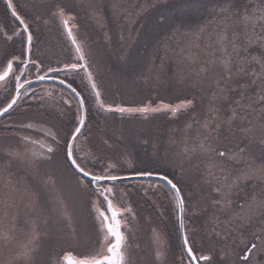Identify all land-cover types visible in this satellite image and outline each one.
I'll list each match as a JSON object with an SVG mask.
<instances>
[{"label":"rangeland","instance_id":"374dc122","mask_svg":"<svg viewBox=\"0 0 264 264\" xmlns=\"http://www.w3.org/2000/svg\"><path fill=\"white\" fill-rule=\"evenodd\" d=\"M246 1L252 7L250 12L261 6V0ZM13 2L22 11V15L28 17L32 25L34 54L43 57L46 62H51L53 65L57 62L62 63L75 55V49L66 42L65 37L67 40L68 37L62 23L52 16V12L55 11L54 6L64 7L66 12L74 17L70 20V26L76 25L73 28V34L79 41L84 42L91 70L98 79L108 103L156 106L161 103L176 105L185 98L194 99L193 109L178 113L176 116L160 112L149 114L147 118L139 115H135L134 118L117 116L95 118L89 111L90 116L92 113V119L88 121V126L84 129L87 143H84V139L81 138L78 142L81 151L77 155L84 156L86 152H92L98 158L89 162L93 170L101 169L102 164L112 160L119 162L121 173L132 171L128 167L131 163L133 167H150L158 171L162 169L161 172L176 177L179 185L184 188L185 194H189V190L197 192L196 200L200 202V206L207 205L206 210L197 213L195 217L190 214L187 221L190 229V243L197 249L196 254L210 256L214 264H245L240 260V256L246 250V245L255 242L252 233L258 231L260 222H254L257 226L249 229L244 236L238 232L229 236H224V233L217 235L213 230L212 218L218 216L219 220L223 221L224 216L219 214L206 199L210 192L209 186L203 183L202 161L206 157L198 153L191 161H188L183 156L186 144L194 146L203 142V135H201L203 130L200 123L207 114L209 99L215 90V80L220 74V69H217L215 74L210 73L208 78L197 77L194 73L199 63L213 58V52L217 47L214 41L220 25L219 18L208 19L203 24L202 27L207 28V31L200 35L199 40L196 39L199 31L191 32L188 37L184 38V34L178 35L175 40L168 41L161 47L164 58L162 56L158 63L152 65H150L151 59L146 62L150 66L142 82L146 83L144 91L147 90L148 95L141 98L136 96L138 101L136 100L133 104V94L136 95L140 90L125 82L126 78L119 77L115 69L113 70L116 75H110L112 68H110L109 59L125 36L128 43H136L139 52L145 49L144 43L148 47L151 45L155 36L150 37L149 34L152 31L157 32L158 29L154 27L155 16L152 18L148 13L152 8L150 5L156 4L158 10L160 4H165L166 0H13ZM90 2L98 10V18L92 15L89 8ZM114 4H118L119 9L114 10ZM144 9L148 11L144 12L145 15L143 14L146 17L141 18L143 15L138 17L137 13ZM161 9L165 10V8ZM7 13L5 4L0 0V53L6 50V41L9 42V50L11 49L12 41L6 39L5 33L11 35L16 30L9 29L7 21L10 20L13 26L17 27L13 18ZM128 13H131L138 22L129 23ZM256 15L259 13L257 12ZM109 22L114 25L111 26ZM231 23L235 25L236 22L231 21ZM177 26L184 27V23H177L174 27L177 28ZM262 29H264V22L258 21L255 31L259 33ZM238 30L245 31L243 27ZM246 30L251 34V22ZM94 33L103 36L102 41L110 45L104 48L102 42L94 38ZM69 43L71 44V41ZM189 44H199V48L191 49L198 57L197 63H190L188 57L181 52L182 48L187 50ZM248 54L250 56L257 54L255 45L249 49ZM146 57L147 55H143L141 62ZM137 60L136 53L132 51L127 57L121 56L119 63L126 66L134 64ZM111 62L115 66L118 64L115 60ZM255 67L259 71V66ZM251 70L249 68V71ZM44 83L47 84L39 83L38 87L34 88L35 96L25 97L13 114L7 115V118L0 121V264H24V261L17 259V255L30 237L34 224L39 226L40 231V243L35 253L34 264H56V261L66 252H71L74 256L84 252L85 238H89L93 246L97 240L99 225L92 208L94 194L78 183L76 176L64 164L60 150L57 149L50 161L42 162L39 171L27 163L32 159V153L38 155L43 151L40 147L41 143L51 142L50 138L44 136V131L52 128L62 137L63 130L71 127L68 125L69 117L73 118V112H75L74 101L71 111L61 112L63 102L60 98V86L51 82ZM78 84L83 91L85 84L80 82ZM30 94L32 93L29 92ZM181 97L183 99H179ZM127 98L130 100L123 101ZM91 100L92 98L89 97V101ZM251 119L256 124L253 135L257 141V147L254 153L256 164L259 165L261 153L258 141L261 133L258 131V113H254ZM29 122L34 124L33 129L22 127ZM237 123L239 124L240 121ZM244 123L246 124L247 121ZM188 125L191 127L189 128ZM225 135L229 137L228 140L224 139ZM233 135L225 129L219 137H216L214 133L213 139L208 143L219 148L232 147L235 143ZM235 136L238 138L239 133H235ZM23 137L39 143H29ZM105 139L109 140L112 147L104 143ZM145 140L147 143L144 142ZM12 152L21 153L22 158H11L9 153ZM156 152L159 155L155 154ZM243 167V164H238L234 171ZM49 176L54 177V184L44 183ZM139 185L140 182H134L120 186V190L129 193L124 197V206H131L136 214L135 219L128 216L132 222L131 227L125 226L122 222V228H126L124 231L127 236L131 264H179L182 252L179 248L178 227L175 215L169 206V200L162 193L152 195L149 192V196H145V188ZM146 185L147 182H145ZM201 194L205 199L200 198ZM253 194L258 199H264V181L242 182L233 192L232 199L237 205L246 204ZM58 198L63 200L71 213L70 225L56 211L59 207ZM154 212L159 214L161 221ZM151 217L155 219L156 228L150 230L148 221ZM172 227L176 234L174 230L171 232ZM73 233L80 239L77 240ZM5 236L7 239H4ZM158 249L162 252L160 259L156 257ZM185 264H187L186 258ZM200 264H207V262L201 261ZM247 264H264V251L254 252Z\"/></svg>","mask_w":264,"mask_h":264},{"label":"snow or ice","instance_id":"6c2138e0","mask_svg":"<svg viewBox=\"0 0 264 264\" xmlns=\"http://www.w3.org/2000/svg\"><path fill=\"white\" fill-rule=\"evenodd\" d=\"M11 16L18 22L16 30L11 34L5 33L8 41H14L19 38V51H3L0 53V92L4 95L0 97V116L11 114L19 105V102L29 95V92L35 96V89L31 86L34 82L53 81L60 86L61 100L63 105L61 112L71 111L73 101L75 102V114L71 127L64 129L63 136L58 131L48 128L44 131V136L50 138V143H41L43 149L38 155L32 153V159L27 163L39 171V166L44 161H50L53 155L60 150L64 164L76 176L78 183L88 188L94 194L95 199L92 202V208L95 212V219L99 225L97 240L95 246L89 238H85V251L74 256L71 252H66L56 264H131L127 236L122 231V222L125 226L128 224V216L135 219V213L131 206H124V197L129 193L120 190L121 185L130 184L136 180L140 182V187L145 188L144 195L149 196L162 193L168 200L169 206L175 215L179 237L181 240L182 254L179 264H200L201 261L207 264H214L208 255H197V249L190 243V229L188 227V217H193L197 213L205 211L207 205L200 206L196 200L197 192L189 190L185 194L179 181L166 172L158 171L150 167H133L131 163L128 167L132 171L121 173L119 162L109 160L101 165L102 170H93L89 166L90 161L98 159L92 152H86L84 156H78L81 151L78 142L81 138L87 143V137L84 135V129L89 121V97L92 98V105L97 111L116 115L121 118L125 116L139 115L147 118L152 113H171L176 116L194 108V99H183L179 104L171 105L161 103L156 106L144 104L141 106H127L123 104L108 103L104 98V93L91 70L88 55L85 51L83 41H79L73 34L75 24L70 20L73 16L66 12V9L60 5H55V11L52 12L53 18H58L75 49V55L64 62H57L53 65L46 62L41 56H36L34 48V32L28 17L21 15L13 0H3ZM240 0H225V6L216 5L214 8L215 16L219 18L220 25L216 31L215 44L216 49L213 52V58L210 61L199 63L195 71L197 77L208 78L209 74H215L220 69V74L215 80V90L209 99L207 114L204 116L200 127L203 130V142L194 146L185 145L183 156L191 161L198 153L206 157L202 161L204 166L203 183L210 188L206 199L211 202V206L224 216L220 221L218 216H214L213 230L219 235L224 236L245 233L257 226L254 222L259 221L258 231L253 232L255 242L246 245V250L240 256V260L250 261L253 253L264 251V199H258L253 194L251 200L247 203L237 205L232 199L233 192L240 187L242 182L249 180L264 181V29L257 33L255 31L258 21L264 22V0H261V6L250 12L247 7L241 12L238 10ZM213 0H170L165 3V10L158 13V19L154 21V27L159 28L168 24L182 23L186 14L193 11L202 12L208 5H212ZM150 7L156 8V4ZM89 8L93 16L98 18V10L90 2ZM236 8L235 13L232 10ZM113 9H119L118 4L113 5ZM147 9L137 13V16L143 15ZM259 15H256V13ZM129 23H137L131 13L127 14ZM235 21V25L231 23ZM249 22L252 23L251 34L246 30ZM243 27L245 31H240ZM207 31V28L201 27L196 34V39ZM231 32V35H229ZM123 39V37H121ZM257 48V54L250 56L249 49L253 46ZM211 45H209L210 47ZM192 47L199 48V44H189L187 50L182 48L181 52L188 57L190 63H197L196 53L191 51ZM216 53H219L218 55ZM244 53V55H242ZM255 66H259V71ZM249 68L252 70L249 71ZM32 77V78H29ZM79 78L81 84H85V89L80 90L76 84ZM51 95L50 93L48 94ZM43 99V97H40ZM66 106V107H65ZM258 113L259 128L261 133L258 145L261 153V162L256 164L254 149L257 147V141L254 138V129L251 116ZM237 121H240L238 124ZM247 121L245 124L244 122ZM27 129H33L34 124L29 122L22 125ZM190 128L191 125H188ZM233 133L235 141L234 146L219 148L208 143L213 139V134L219 137L223 131ZM206 133V135H204ZM235 133H239L236 138ZM23 139L29 143H39L30 140L28 137ZM228 140L227 135L224 136ZM147 143V141H144ZM108 147H112L108 139L104 140ZM13 159H21L22 154L18 152L9 153ZM243 164L244 167L234 171L235 166ZM145 181L147 185L145 186ZM44 183L54 184V177L49 176ZM167 189V191H164ZM214 194V195H213ZM202 200L205 197L201 194ZM59 207L56 211L60 217L69 225L71 224V213L63 200L58 198ZM79 240L80 237L73 233ZM4 239H7L5 236ZM40 243L39 226L34 224L32 233L22 250L18 253L17 259L24 261V264H34L35 253L38 251ZM162 252L158 249L157 259H160Z\"/></svg>","mask_w":264,"mask_h":264},{"label":"trees","instance_id":"16d2710c","mask_svg":"<svg viewBox=\"0 0 264 264\" xmlns=\"http://www.w3.org/2000/svg\"><path fill=\"white\" fill-rule=\"evenodd\" d=\"M128 1H130V0H128ZM14 5H15V3H14ZM216 5L225 6V0H213V4L212 5H208L202 12L193 11L190 15L186 14L185 17H184V20L182 22V23H184V27L177 26V28H175L174 27L175 24H172L171 26H170V24H168V25H164V26H161L159 28H156V29H158L157 32H153L152 31L149 34L150 37L155 36L154 39H152V43L150 45L152 48L150 46L148 47L146 45V43L141 41L142 43H144L143 47L145 48V49H142L141 52L138 51L139 47L136 46L135 42H134V44H130V43L127 42V36H125L124 40L122 39L123 41L120 42L121 44L119 45V47L118 46L116 47V49L112 53V57L109 59L110 68H112V72L110 73V75H113V76L116 75V73H114V70H113V69H115L117 71V74H118L119 77L126 78V79H124L125 82H127L129 84H132L137 90H140V92L137 91L136 95L133 94V96H134L132 98L133 99V101H132L133 104H135V102L137 100L136 96L141 98V97H145V96L148 95V93H146L148 91L147 90L144 91V88H146V83L142 82V80L144 79V77H145V75L147 73L148 66L152 65L153 63L154 64L158 63L160 61V59L162 58L163 55H162V52H161L162 51L161 47H163L168 41L175 40L176 36H178V35L184 34V38H186V37L189 36L188 34H191V32H198L199 29L203 26V24L208 19H212L214 17L215 11L214 12H211V11L214 10ZM15 6L17 7V5H15ZM5 7H6V10H7L6 4H5ZM245 7H247L249 11H251V9H252V7H250L247 4L246 0H240V3L238 5V10L243 12ZM161 8L164 9L165 8V4H160V7H159L158 10L156 8H150L149 12L148 11L147 12L150 14V16L152 18H154V16H155V20H156L157 16H158V13L163 11ZM17 10L22 15V13H21L22 11H20L18 7H17ZM236 11H237L236 8H234L232 10L233 13H235ZM7 12H8L7 14L10 15L11 18H13L8 10H7ZM144 15L141 16V18L146 17ZM13 20H14L15 24H18V22L15 21L14 18H13ZM7 22H8L7 25L9 27V29H12V31H14L16 28H15V26H13L12 22H10V20H8ZM109 24L111 26L114 25L112 22H109ZM93 36H94L95 39H97L98 41L102 42L104 48H107L108 45H110V44L102 41L103 40V36H101L100 34H95L94 33ZM145 36H146V34H145ZM65 39H66V42L68 43V45L71 47V44L69 43L70 40L69 39L67 40L66 37H65ZM117 40H121V39H117ZM8 43L9 42H7V41L5 42L6 51H19V48H20L19 38H17V37L14 38V41L11 42L13 45L11 44V49L10 50H9V44ZM122 44L125 47L122 46ZM132 51L135 52L136 55H137V59H138L137 62H135L134 64L126 65V66H123L122 63L120 64L119 61H120L121 56H126L127 57V56L131 55ZM120 54H121V56L119 57ZM143 55H147V57L144 59L145 61L143 60V62H141V60L143 58ZM163 58H164V56H163ZM149 59H151V61H152V63L150 65H148L149 63H146ZM66 60H68V59H66ZM111 60L118 61L117 66H115V64H113L111 62ZM79 82L80 81L77 79L75 86H77L79 89H81V86H79V84H78ZM38 84L39 83H35L31 87L32 88L38 87ZM41 84H47V83H41ZM85 85H86V81H85ZM0 93L2 94V95H0V97H2L4 95V93H2V92H0ZM32 96L33 95L30 94V95H28V98H31ZM189 96H191V94ZM182 97L179 98V99H183ZM90 99H91V97H90ZM128 100H130V99L127 98V99H124L123 101H128ZM22 101L23 100H21L20 102H22ZM89 102H90V110L89 111L93 113V117H95V118H99V117L107 118V116H109V117H111V116L120 117L119 114L112 115V114L104 113L102 111H97L94 106H91L92 105V100L89 101ZM129 104H130V102H129ZM2 106L3 105H0V107H2ZM133 106H138V105H133ZM92 113H91V116L89 114V117H90L89 120L92 119ZM11 114H13V112ZM11 114H6L5 116L0 117V121H3L5 118H7V115L9 116ZM74 114H75V112H73V118H70L72 116H70V117L68 116L69 117L68 125H72V121L74 119ZM162 114H164V112ZM129 117L134 118L136 116H125L123 118H129ZM155 154H158V152H156ZM160 154H161V152H160ZM146 161L148 162L147 158H146ZM94 170H102V169L96 168ZM156 170H158V169H156ZM161 171H162V169H161ZM172 177H174V176H172ZM174 178H175V180H177L176 177H174ZM134 182H139V181H131L130 184L134 183ZM164 190L167 191V189H164ZM173 230L174 229L172 228V231ZM174 234H176L175 230H174ZM179 248H180V246H179ZM180 250H181V248H180ZM181 252H182V250H181Z\"/></svg>","mask_w":264,"mask_h":264},{"label":"flooded vegetation","instance_id":"af4514ba","mask_svg":"<svg viewBox=\"0 0 264 264\" xmlns=\"http://www.w3.org/2000/svg\"><path fill=\"white\" fill-rule=\"evenodd\" d=\"M37 83H44V82H37ZM51 83H54V82H51ZM33 84H35V83H33ZM155 211L157 212V209H155ZM135 213V212H134ZM155 213V212H154ZM157 216H158V218H159V214H157V213H155ZM135 216H136V214H135ZM159 220H160V218H159ZM128 224L127 225H129L130 226V224L132 223L131 222V220L128 218ZM161 221V220H160ZM149 222V224H148V227H149V229L151 230L152 228H156V223H155V219H154V217H151V219H150V221H148ZM131 227V226H130ZM173 228V227H172ZM172 228H171V232H172ZM126 228L124 227V228H122L121 230L122 231H124ZM125 232V231H124ZM177 232H178V229H177ZM178 240H179V244H180V248H181V250H182V247H181V241H180V237H179V232H178Z\"/></svg>","mask_w":264,"mask_h":264},{"label":"water","instance_id":"95a60500","mask_svg":"<svg viewBox=\"0 0 264 264\" xmlns=\"http://www.w3.org/2000/svg\"><path fill=\"white\" fill-rule=\"evenodd\" d=\"M37 82H39V81H36V82H34V83H37ZM44 82H53V81H44ZM0 117H2V116H0ZM181 241V240H180Z\"/></svg>","mask_w":264,"mask_h":264}]
</instances>
